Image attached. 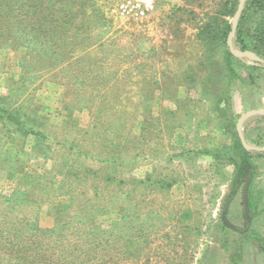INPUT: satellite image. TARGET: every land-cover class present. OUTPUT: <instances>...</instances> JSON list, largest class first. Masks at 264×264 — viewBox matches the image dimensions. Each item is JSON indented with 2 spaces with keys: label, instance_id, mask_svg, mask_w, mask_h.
Segmentation results:
<instances>
[{
  "label": "rangeland",
  "instance_id": "374dc122",
  "mask_svg": "<svg viewBox=\"0 0 264 264\" xmlns=\"http://www.w3.org/2000/svg\"><path fill=\"white\" fill-rule=\"evenodd\" d=\"M241 1L0 0V228L37 222L59 264H264V151L252 221L228 203L264 78L234 86L236 127L204 92V28ZM261 115L242 132L264 147Z\"/></svg>",
  "mask_w": 264,
  "mask_h": 264
},
{
  "label": "trees",
  "instance_id": "16d2710c",
  "mask_svg": "<svg viewBox=\"0 0 264 264\" xmlns=\"http://www.w3.org/2000/svg\"><path fill=\"white\" fill-rule=\"evenodd\" d=\"M231 28L232 24L227 21L221 27L204 28L203 32L206 33L204 40L208 47L209 57L207 65L214 68V71L212 70L205 80L204 92L215 97L216 104L222 113L236 127L240 115L234 110V86L241 87L243 90L250 88L254 91L255 86L253 85L264 78V63H249L246 58L235 56L230 51L227 40ZM233 43L236 50H250L264 59V0H245ZM218 84L219 89L217 90L219 91L217 92L212 89V85L217 87ZM246 108L252 109L257 106L248 104ZM7 113L9 114V112ZM10 115H8V119H10ZM259 120H264V115H261ZM252 152L253 150H247L243 146L239 133L236 131L228 158L235 167L232 193L228 203L233 197L239 196L242 214L247 223H250L254 217L253 185L258 173V166L253 160ZM226 216L227 206L222 217L226 218ZM223 223L226 225L225 222ZM18 227H9L7 230L0 228V237L6 236L0 245L7 248V258L10 264H24L27 260H32L34 263L39 260V263L42 264L60 263L59 260L42 257L40 252L31 253L40 242L36 240L37 236L44 234L45 228L37 222L26 223L23 227ZM247 232H244L243 235H247ZM71 262L75 264L74 261ZM80 264L84 263L80 262Z\"/></svg>",
  "mask_w": 264,
  "mask_h": 264
},
{
  "label": "water",
  "instance_id": "95a60500",
  "mask_svg": "<svg viewBox=\"0 0 264 264\" xmlns=\"http://www.w3.org/2000/svg\"><path fill=\"white\" fill-rule=\"evenodd\" d=\"M244 3L245 0H242L240 2V9L236 12L235 17L232 21V28L231 31L229 33L228 36V46L230 51L235 55L238 56L240 58H248L252 61H256V62H260V63H264V59H262L260 56H258L256 53H254L253 51L250 50H245V51H239L236 50L234 47V43H233V38L236 34V30H237V26H238V22L240 19V15H241V10L244 7ZM258 114H264V109H258V110H252L250 112H248L247 114H245L239 121L238 123V133L240 136V139L242 141L243 146L247 149V150H258V151H264V147H259V146H255V145H251L247 142L243 132H242V121L244 118H246L247 116H252V115H258ZM225 222L227 223V225H229L230 227L236 229V230H240L238 227H236L235 225L231 224L229 221H227L226 219H224Z\"/></svg>",
  "mask_w": 264,
  "mask_h": 264
},
{
  "label": "built area",
  "instance_id": "2783aa9c",
  "mask_svg": "<svg viewBox=\"0 0 264 264\" xmlns=\"http://www.w3.org/2000/svg\"><path fill=\"white\" fill-rule=\"evenodd\" d=\"M149 2H151V1H149Z\"/></svg>",
  "mask_w": 264,
  "mask_h": 264
}]
</instances>
